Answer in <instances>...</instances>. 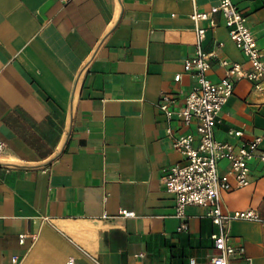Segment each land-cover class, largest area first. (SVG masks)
Instances as JSON below:
<instances>
[{
	"label": "crops",
	"instance_id": "crops-1",
	"mask_svg": "<svg viewBox=\"0 0 264 264\" xmlns=\"http://www.w3.org/2000/svg\"><path fill=\"white\" fill-rule=\"evenodd\" d=\"M232 1L264 53V0ZM219 2L0 0V139L8 146L0 155V264H213L218 228L208 209L188 206L189 230L179 231L164 184L163 169L184 162L167 128L190 129L157 103L168 93L173 109L184 105L196 84L183 67L196 54L190 16ZM213 20L202 23L203 48L216 55L209 78L218 82L220 61L248 64L222 14ZM215 134L233 142L261 135L264 149V95L248 80L237 83ZM253 168L250 186L222 195L225 211L264 215V164ZM42 216L51 221L41 224ZM229 233L245 251L230 264H264V223L233 221Z\"/></svg>",
	"mask_w": 264,
	"mask_h": 264
},
{
	"label": "built area",
	"instance_id": "built-area-1",
	"mask_svg": "<svg viewBox=\"0 0 264 264\" xmlns=\"http://www.w3.org/2000/svg\"><path fill=\"white\" fill-rule=\"evenodd\" d=\"M66 3L70 0H64ZM195 1V0H191ZM222 14L229 35L236 47L243 54L248 64L244 68L239 62L226 60L220 63L226 69V75L218 82L209 78L213 53L206 52L203 43L206 38L204 21L214 25L213 16ZM194 21L196 54L184 61V71L196 78V84L186 96L184 105L175 110L172 108L175 99L163 93L157 107L164 113L168 121L177 117L187 132L177 133L169 126L168 135L173 140V148L184 157V162H177L163 169L164 184L174 196L175 213L180 219L179 231L189 230L186 208L190 205L206 207L207 215L212 219L218 231L211 235L213 248L217 254L211 257L213 264H230L233 258L245 255L242 246L231 242L229 226L233 221H250L264 223V215L257 209L248 207L242 210L225 211L222 195L237 189L250 186L254 178V163L264 164V149L261 147L263 136L256 135L248 141L233 142L216 137L215 129L220 122L223 106L234 94L239 81L246 79L253 91L264 95V53L257 38L248 25L247 16L232 0H220L209 11L194 10L191 14ZM181 74L175 75V81L181 80ZM229 134L242 137L243 130L232 129ZM7 143L0 139V155L7 152ZM118 215L135 217V211L121 209ZM103 219L111 218L104 214ZM51 221L49 216L41 217V224ZM26 234L19 235L20 242L25 241ZM36 239V235L32 237ZM144 252L140 251L139 255ZM14 264H22V260L13 257ZM67 264H74L73 257ZM94 264H102L97 258ZM189 264H196L190 259Z\"/></svg>",
	"mask_w": 264,
	"mask_h": 264
}]
</instances>
